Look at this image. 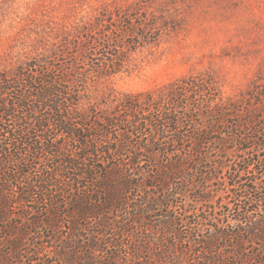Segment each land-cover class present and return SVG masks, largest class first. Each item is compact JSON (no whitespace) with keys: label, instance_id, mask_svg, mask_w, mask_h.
<instances>
[{"label":"trees","instance_id":"trees-1","mask_svg":"<svg viewBox=\"0 0 264 264\" xmlns=\"http://www.w3.org/2000/svg\"><path fill=\"white\" fill-rule=\"evenodd\" d=\"M125 21L129 28L111 20L102 33L86 27L59 55L0 70V246L9 250L0 264H9L10 256L20 262L30 226L33 238H42L40 228L55 235L68 229L67 236H50L59 243L46 246L52 264H264L256 255L245 260L216 253L214 235L194 242L173 234L171 240L151 216L185 193L187 176L199 171L191 162L209 159L211 134L225 150L228 142L261 135L264 81L224 100L216 72L207 70L158 93L127 94L110 108L102 101L83 109L88 79L121 73L128 53L159 43L177 27L164 12L147 13L138 25ZM128 31L136 35L125 39ZM243 173L233 174L231 189ZM249 189L239 190L238 204L229 208L239 216L240 231L253 223V202L243 195ZM253 190L261 195L257 202L264 201L258 186ZM177 243L187 249L177 252ZM201 244L202 251L192 248Z\"/></svg>","mask_w":264,"mask_h":264},{"label":"rangeland","instance_id":"rangeland-1","mask_svg":"<svg viewBox=\"0 0 264 264\" xmlns=\"http://www.w3.org/2000/svg\"><path fill=\"white\" fill-rule=\"evenodd\" d=\"M161 12L177 25L176 30L157 44L143 45L128 53L121 73L88 79L89 97L83 109L102 101L110 108L127 94L158 93L191 74L207 70L216 72L224 100L239 98L253 83L264 81V0H0V70L13 69L38 55H59L64 44L86 27L102 33L112 20L122 29L129 28L125 20L130 18L138 25V19L145 14ZM134 35L128 31L123 37L131 39ZM233 123L228 127L232 128ZM263 124H259L261 135L252 134L249 140L234 144L228 142L226 150L217 141L216 133L210 135L206 145L212 150L208 152L209 159L200 164L191 162L190 167L199 171L193 173L192 179L187 176L181 189L185 193L170 197L168 210L162 207L163 211L151 215L161 229L164 227L163 231H168L169 239L178 234L194 242L207 241L214 235L218 240L216 253H236L245 260L256 255L257 261L260 257L264 260V201L257 202L261 195L253 190L258 186L264 196ZM245 169L242 183L231 189L233 174ZM247 187L250 189L243 195L253 202V223L240 231L236 228L239 216L230 209L238 204L239 190ZM193 226H197V233ZM30 230L31 234L23 238L20 262L10 256L9 264L51 263L56 259L47 255L50 248L46 246L59 244L57 236L68 234L64 226L58 235L40 228L42 238H33L36 228L30 226ZM230 233L238 236H228ZM81 235L87 237L88 233L83 230ZM33 240L38 248L32 245ZM176 247L177 252L187 249L181 243ZM192 248L202 251L203 245ZM8 251L5 243L1 245L0 258Z\"/></svg>","mask_w":264,"mask_h":264}]
</instances>
